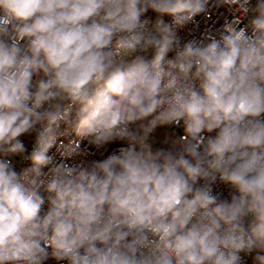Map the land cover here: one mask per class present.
Returning a JSON list of instances; mask_svg holds the SVG:
<instances>
[{
  "label": "clouds",
  "instance_id": "1",
  "mask_svg": "<svg viewBox=\"0 0 264 264\" xmlns=\"http://www.w3.org/2000/svg\"><path fill=\"white\" fill-rule=\"evenodd\" d=\"M223 2L252 18L182 41L209 0H0V264H264V0Z\"/></svg>",
  "mask_w": 264,
  "mask_h": 264
},
{
  "label": "built area",
  "instance_id": "2",
  "mask_svg": "<svg viewBox=\"0 0 264 264\" xmlns=\"http://www.w3.org/2000/svg\"><path fill=\"white\" fill-rule=\"evenodd\" d=\"M256 4V0H250L249 7H254ZM237 5L229 6L223 2V0H209L208 11L206 13H202L196 16L193 22L186 25L183 29L178 30V35L181 37L182 41L192 40V39H202L206 34H212L219 37L220 33L223 32L224 24L226 22H231L236 18H241V13L237 11ZM154 14L150 10L141 17L142 20L147 19L150 23L154 22ZM252 13H249L248 16L241 18L240 27H243L245 24L249 22L252 18ZM171 23V18L169 20ZM116 54L118 58L127 59L126 54H122V50L117 45L116 46ZM174 55L173 53H169V58ZM155 115V114H154ZM173 128L174 134L181 138L184 135L183 124L180 125H171ZM153 137V132L149 133L147 137V143L151 146L153 151V146L151 143V138ZM74 138V134H70L66 137H61V140L64 143H67L70 139ZM26 146L31 149V138L30 137H22ZM122 146H127L126 142L123 141H114L105 146L97 148L94 145H89L87 141L81 144L82 149L85 150L86 155L81 156L75 162L80 163L83 161L84 163H90L96 160H103L113 151L119 149ZM50 155H55L57 159H60L59 154L57 153L56 148L50 150ZM19 158H17L18 160ZM30 167V162L18 163L17 170L22 168ZM214 194H220L221 198L230 199L231 190L228 185L221 183L219 180L215 184L212 185ZM44 209L47 210V204H45ZM49 251H51L49 249ZM256 253L252 254H244L241 253L243 257V264H253V256ZM43 264H68L67 261H56L51 257L43 262Z\"/></svg>",
  "mask_w": 264,
  "mask_h": 264
},
{
  "label": "trees",
  "instance_id": "3",
  "mask_svg": "<svg viewBox=\"0 0 264 264\" xmlns=\"http://www.w3.org/2000/svg\"><path fill=\"white\" fill-rule=\"evenodd\" d=\"M171 17H164L166 23H169ZM154 19H156V14H154ZM153 117L147 118L145 123L151 120ZM153 137L151 138V143L153 146V152L157 150H169L172 148L174 140L179 139L173 131L171 125L157 126L152 130ZM164 140V142H163Z\"/></svg>",
  "mask_w": 264,
  "mask_h": 264
},
{
  "label": "rangeland",
  "instance_id": "4",
  "mask_svg": "<svg viewBox=\"0 0 264 264\" xmlns=\"http://www.w3.org/2000/svg\"><path fill=\"white\" fill-rule=\"evenodd\" d=\"M163 142H164V140H163Z\"/></svg>",
  "mask_w": 264,
  "mask_h": 264
}]
</instances>
